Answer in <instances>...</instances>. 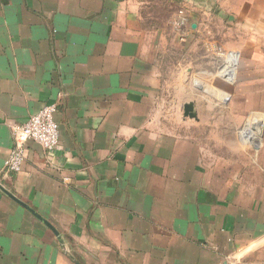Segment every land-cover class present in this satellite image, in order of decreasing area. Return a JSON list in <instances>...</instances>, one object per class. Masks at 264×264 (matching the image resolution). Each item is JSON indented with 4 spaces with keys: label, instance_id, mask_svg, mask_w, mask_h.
<instances>
[{
    "label": "crops",
    "instance_id": "crops-1",
    "mask_svg": "<svg viewBox=\"0 0 264 264\" xmlns=\"http://www.w3.org/2000/svg\"><path fill=\"white\" fill-rule=\"evenodd\" d=\"M206 1L0 0V183L63 240L0 190V264H264V141L207 172L169 119V44L189 47ZM229 3L221 73L264 80V0ZM50 103L58 149L30 141L8 171L14 126Z\"/></svg>",
    "mask_w": 264,
    "mask_h": 264
},
{
    "label": "rangeland",
    "instance_id": "rangeland-1",
    "mask_svg": "<svg viewBox=\"0 0 264 264\" xmlns=\"http://www.w3.org/2000/svg\"><path fill=\"white\" fill-rule=\"evenodd\" d=\"M229 4V0L206 1L201 32L188 48L181 42L169 44L165 59L172 132L190 136L189 145H184L195 151L196 160L207 172L218 166H244L245 155L252 153L256 157L264 141V80L242 79L237 63L234 78L221 73L230 55L240 57L235 49L240 40L237 26L229 23L228 13L221 16L216 12L228 9ZM176 34L170 27L169 37L175 38ZM252 83L257 87H247ZM188 102L194 103L198 120L184 117ZM249 130L254 134L251 138L246 134ZM228 173L222 177H228Z\"/></svg>",
    "mask_w": 264,
    "mask_h": 264
},
{
    "label": "built area",
    "instance_id": "built-area-1",
    "mask_svg": "<svg viewBox=\"0 0 264 264\" xmlns=\"http://www.w3.org/2000/svg\"><path fill=\"white\" fill-rule=\"evenodd\" d=\"M229 63L227 62V65ZM56 112L57 105L55 103L45 104L25 123L14 126V146L5 161V168L8 171L18 173L22 170L26 159L27 145L30 141L40 144L49 154L55 153L60 140V126Z\"/></svg>",
    "mask_w": 264,
    "mask_h": 264
},
{
    "label": "water",
    "instance_id": "water-1",
    "mask_svg": "<svg viewBox=\"0 0 264 264\" xmlns=\"http://www.w3.org/2000/svg\"><path fill=\"white\" fill-rule=\"evenodd\" d=\"M184 116L190 117L194 119H198L197 113L195 111V106L193 102H188L184 105ZM0 190L5 193L7 196H9L12 200L29 210L34 216H36L41 222H43L48 228H50L58 237L60 242H63L59 231L55 228V226L49 222L47 219H45L42 215H40L34 208H32L30 205H28L26 202L22 201L20 198H18L15 194H13L11 191H9L3 184L0 183Z\"/></svg>",
    "mask_w": 264,
    "mask_h": 264
}]
</instances>
